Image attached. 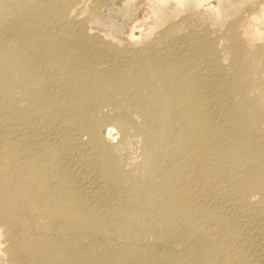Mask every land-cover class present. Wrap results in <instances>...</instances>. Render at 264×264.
Returning a JSON list of instances; mask_svg holds the SVG:
<instances>
[{"label":"rangeland","instance_id":"obj_1","mask_svg":"<svg viewBox=\"0 0 264 264\" xmlns=\"http://www.w3.org/2000/svg\"><path fill=\"white\" fill-rule=\"evenodd\" d=\"M141 1L0 0V11L13 10L19 18L18 25L5 26L7 31L0 32V119L14 124L0 125V149L9 147L16 153L14 160L18 155L37 157L40 147L33 135L23 137L21 128L25 108L33 112L34 105L21 91L15 93L25 76L23 61L30 42L48 47L58 43L171 48L163 57L176 59L179 67L163 60L161 68L175 81L181 77L185 82L190 130L183 135V143L171 149L174 172L167 175L170 184L156 191L151 187L163 182L167 170L147 157L146 140L135 132L139 125L131 128L128 141L122 144L111 115L106 119L100 115L97 120L112 126L115 136L102 145L108 156L100 150L101 156L104 163L115 165L119 176L112 178L114 183H120L121 177L130 179L123 184L126 191L95 188L82 194L73 188V181L65 183L58 202L49 200L36 209L37 218L29 229L28 220L22 221L25 234H21L26 240L20 249L27 250L37 264H264V31L247 44L248 35L237 29L248 14L243 11L250 0H210L212 7L204 0H174L159 5L149 23L138 17ZM32 3L42 11L43 31L36 36L32 23L21 28L27 21H36ZM14 5L27 7L17 12ZM255 15L259 30L264 14ZM131 20L139 28L133 34L127 28ZM63 35L67 41L59 39ZM17 38L20 44L13 46ZM8 57L18 64L15 70L6 61ZM202 60L219 66H207ZM202 74L219 77L225 85L210 96L216 84ZM96 94L98 98H91V103L104 99L99 91ZM204 98L212 104L206 111L198 108ZM179 102L175 99L173 103ZM138 161L143 162V170L134 168ZM113 165L104 166L111 169ZM84 179L95 176L86 171L76 178ZM52 212L55 224L42 228L44 216ZM6 235L0 232V246L7 241ZM1 257L0 264L15 263Z\"/></svg>","mask_w":264,"mask_h":264},{"label":"bare ground","instance_id":"obj_2","mask_svg":"<svg viewBox=\"0 0 264 264\" xmlns=\"http://www.w3.org/2000/svg\"><path fill=\"white\" fill-rule=\"evenodd\" d=\"M172 1L174 0H142L138 17L149 23L154 20L159 8ZM204 2L208 5L210 0ZM208 6L212 7L210 4ZM26 7L14 5V9H18L17 12ZM32 7L36 21H27L21 24V28L25 30V26L32 23L30 27L36 36V33L43 31L40 29L42 11L37 3H32ZM12 11H0L1 34L7 31L5 26L13 27L19 23L18 15ZM243 12L248 14L237 25V29L240 28L242 34L248 35L247 44L253 43L259 36L258 32L264 31V25L259 30L254 25L257 21L255 14H264V0H250ZM127 28L132 34L136 30L139 31L133 20L128 22ZM59 39L67 41V36H60ZM16 44H20L19 38L14 41L13 46ZM30 45L32 47L26 51L23 61L22 70L25 76L15 93L21 91L25 100H30L34 105L33 112L25 108L21 128L25 133L23 137H35L40 145L36 151L39 154L37 157L26 154L24 158L18 155L17 160H14L16 153L13 154L9 147L3 149L1 146L0 149V232L7 234V241L0 246V258L10 257L14 264H37L36 260L32 261L28 257L27 250L20 249V243L24 244L26 240V236L21 234H25L21 230L22 221L28 220L29 229L37 218L36 209H42L43 204L49 200L58 202L65 183L73 181V188L80 190L82 194L95 188L111 191L114 187H119L126 191L123 184L130 179L121 177L120 183H114L112 178L119 176L115 165L111 162L104 163V157L101 156V151L104 156H108L104 154L108 150H103L102 145L114 140L115 136L112 126L101 125L100 115L103 114L105 119L111 115V119L119 128L122 144L128 141L131 128L139 125L135 132L146 140L143 141V148L147 157L163 164L167 170L164 175H156V179L164 176L160 185L151 187L156 191L159 187H167L170 184L171 180L167 179V175H173L174 172L170 167L171 149L181 145L183 135L186 136L190 132L187 130L189 125L186 123L184 107L185 82L181 77L175 81L167 75L166 69L161 68L162 61L169 60L172 66L178 69L179 63L176 59L163 57L171 48L116 49L101 46H65L58 43L48 47L31 42ZM214 51L215 49L212 50ZM259 54L260 52L256 53ZM157 55L159 59H155ZM40 57L46 62L44 67L41 66ZM6 61L12 65L13 70L18 67V64L11 63V57ZM202 62L205 63L204 60ZM205 65L213 68L219 66L214 62ZM200 77L216 84L215 93L210 96L216 95L217 87L225 85L223 80L212 74H202ZM1 78L0 73V80ZM199 81L202 79L199 78ZM97 91L102 93L104 99L91 103V98H98ZM175 99H181V102L173 103ZM198 108L206 111L212 108V104L208 98H204L199 101ZM106 110L110 111L105 113ZM5 123L14 125L5 117L1 118L0 125ZM30 127H34L33 132ZM72 148L76 151H71ZM105 164L113 166L109 169ZM142 165L143 162L138 161L134 168L143 170ZM86 171L95 176V179L76 180L81 172ZM194 188L196 187L191 190ZM45 195L51 197H44ZM53 203L47 206H55ZM15 208H20V211ZM52 215L53 212L44 216L42 228L55 224Z\"/></svg>","mask_w":264,"mask_h":264}]
</instances>
